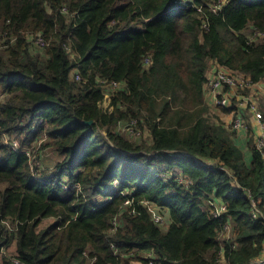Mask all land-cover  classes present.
<instances>
[{"label":"trees","instance_id":"16d2710c","mask_svg":"<svg viewBox=\"0 0 264 264\" xmlns=\"http://www.w3.org/2000/svg\"><path fill=\"white\" fill-rule=\"evenodd\" d=\"M218 1L0 0V264H83L85 249L95 264H133L151 251L171 264H215L225 221L238 244L224 243L228 264L261 255L264 225L232 181L264 211V157L251 143L246 159L203 85L212 61L264 81V0H224L215 12ZM27 33L43 35L41 51ZM101 80L124 85L106 112ZM260 109L264 120V100ZM131 119L150 143L116 132ZM41 136L61 159L37 179L22 149ZM215 200L227 206L221 218L211 215ZM45 219L53 222L40 228Z\"/></svg>","mask_w":264,"mask_h":264},{"label":"built area","instance_id":"2783aa9c","mask_svg":"<svg viewBox=\"0 0 264 264\" xmlns=\"http://www.w3.org/2000/svg\"><path fill=\"white\" fill-rule=\"evenodd\" d=\"M223 2V1H222ZM222 2L213 4V11L220 10L222 6ZM197 7V6H195ZM200 10L199 7H197ZM63 13H67V9L63 8ZM203 27H207V23H203ZM257 36H263L261 32L257 33ZM12 39V37H10ZM7 39V37H2L0 40V44L3 43ZM26 39L31 46L32 49L41 51L46 45L45 39L41 33H27ZM253 37L249 39L252 40ZM13 40V39H12ZM71 56L73 54L71 53ZM150 61H146V64L149 65ZM76 79L79 80V74H76ZM101 87L104 91V99L103 104L106 101H111V96L114 95L117 91L122 90L124 87L123 83H119L117 81H106L101 80ZM205 97L212 102L215 106L228 110L231 114V120L229 124L226 126L231 133L238 134H246L249 133L253 136L254 146L260 151L264 157V120L263 113L260 109V105L258 102L259 97L264 98V81L253 82L250 77L241 73V72H233L228 70L227 68L220 66L217 63H214L213 70L211 74L206 76V80L203 85ZM111 108L108 107L107 110H103L104 112L110 111ZM116 132L123 137L130 138H140L143 134V131L138 126L137 119H131L126 124H119L116 126ZM125 134V136L123 135ZM42 140V139H41ZM6 143L10 145V147L14 150L19 149V143L15 140H10L8 137L5 138ZM40 141V140H39ZM39 142H34L31 146L22 149L26 156L28 157V162L31 167V170L34 176L38 179L41 177L42 173L45 171L44 165L41 163V153L38 155H34L36 152V147L34 144ZM223 170L228 172L226 169L221 167ZM161 177H168L170 174L168 173H160L158 174ZM179 182H184L187 186L189 181L185 179L182 174H178ZM233 185L237 189L243 190V192L247 195L251 207H250V216L254 221L261 222L264 225V211L259 205V201L256 200L250 192V189L241 187L240 184L237 183L236 180L232 181ZM119 185L117 180H114L112 183L113 187H117ZM66 189L67 186L64 185ZM74 188L79 189L78 185H75ZM129 194L128 189H121L117 192V195H121L126 197ZM111 200V198H108ZM131 205V201L126 199L123 203L124 207H129ZM211 215L215 218H221V216L227 212V206L225 203L220 200H215L212 203ZM150 213L153 222L161 227L162 230L168 228V219L167 217L154 205L150 207ZM120 213L116 215L115 218L111 221V228L109 230L110 234H114L117 232L119 227L122 225L120 222ZM218 241L220 242V247L217 251L215 264H228V257L226 255V250L224 247V243L227 242L230 246V250H234L238 247V244L233 239L232 233V225L229 221H225L221 229L219 231ZM111 249L114 255H119V257H134V252L121 253L119 249L111 244ZM142 260L144 264H171L167 258L160 257L158 255L153 254V252L141 253ZM83 256L85 261L83 264H95L96 256L92 255L88 249H85L83 252ZM14 264H23L18 259H13ZM247 264H264V245L262 247L261 255L251 259Z\"/></svg>","mask_w":264,"mask_h":264},{"label":"rangeland","instance_id":"374dc122","mask_svg":"<svg viewBox=\"0 0 264 264\" xmlns=\"http://www.w3.org/2000/svg\"><path fill=\"white\" fill-rule=\"evenodd\" d=\"M183 3H189V1L191 0H181ZM224 0H220V2H222ZM219 1L217 3H220ZM210 3H216V2H210ZM223 3V2H222ZM264 98L263 97H259L258 99V102H259V105L263 102ZM109 103H110V100L106 101L105 104L101 103V109L102 110H107L108 107H109ZM212 115H214L212 113V111H210ZM221 119V118H220ZM223 123H225L223 120H221ZM123 124H126V123H123ZM143 130V134L140 138H130V137H126L125 134L123 133V135L125 136L124 138L128 141H131L133 143H136L137 145L138 144H147V143H150V137H149V133H148V130L147 128H144V127H141ZM116 130H117V127H116ZM233 139L236 140L239 144H240V148L244 151L246 150L247 151V154H248V151H249V146L250 144L252 143L253 144V136H251L249 133H246V134H238V133H233L232 135ZM40 139H43L41 140V142L39 143H36L34 144V146L37 148L36 149V152H35V156L40 154L42 155L41 157V163L44 165V161L43 159L47 158L48 159V164H52L54 163L55 161H57L58 159V156H57V152H54L53 151V148H44L42 149L41 148V145L44 144L46 142V139H44V136H41ZM5 141V139H4ZM16 142H18L17 140H15ZM246 154V155H247ZM3 186L0 185V191L2 190ZM46 224V221H44L42 223V226H40V228H42L44 225ZM8 254V253H7ZM4 255H6V253H4ZM133 264H144V262L140 259H135L133 261Z\"/></svg>","mask_w":264,"mask_h":264},{"label":"crops","instance_id":"0c3cea01","mask_svg":"<svg viewBox=\"0 0 264 264\" xmlns=\"http://www.w3.org/2000/svg\"><path fill=\"white\" fill-rule=\"evenodd\" d=\"M213 65H214V62L212 61V62H211V65H210V68L208 69V71H207V73H206V76L209 75V74H211V72H212V70H213ZM205 99H206L207 103L209 104L210 111H212V113H213L216 117H218L219 119L221 118L220 120H223V121L225 122V123H224L225 126H227V125L229 124L230 120H231V114L229 113V111H228V110L221 109V108L215 106V105H214L212 102H210L206 97H205ZM44 139H47V137L45 136ZM42 140H43V139H42ZM37 142H41V140H40V141H37ZM236 143H237V141H236ZM237 144L240 145L239 143H237ZM46 149H47V148H46ZM53 151L56 152L55 150H53ZM244 154H245V156H246V159H249V158H250V152H249V151H248V154H247V151L244 150ZM246 154H247V155H246ZM57 156H58L57 161H55V162L52 163V164H48V159H47V158L43 159L45 170H48V169L53 168L54 165H55L57 162L60 161L61 157H60V155H59L58 153H57ZM44 221H46V224H45L43 227H45V226H47L48 224L52 223V222H53V219H45V220H43V222H44ZM43 222H42V223H43ZM41 226H42V224H41ZM43 227H42V228H43Z\"/></svg>","mask_w":264,"mask_h":264},{"label":"water","instance_id":"95a60500","mask_svg":"<svg viewBox=\"0 0 264 264\" xmlns=\"http://www.w3.org/2000/svg\"><path fill=\"white\" fill-rule=\"evenodd\" d=\"M83 123H84V124H87V125H91V124L94 123V121H93V120H90V121H83Z\"/></svg>","mask_w":264,"mask_h":264}]
</instances>
